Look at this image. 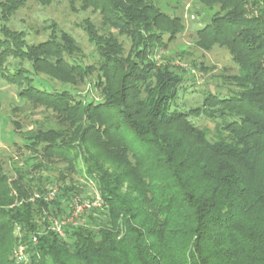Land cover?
Returning <instances> with one entry per match:
<instances>
[{
    "label": "trees",
    "instance_id": "16d2710c",
    "mask_svg": "<svg viewBox=\"0 0 264 264\" xmlns=\"http://www.w3.org/2000/svg\"><path fill=\"white\" fill-rule=\"evenodd\" d=\"M103 1L108 6L102 10L113 26L126 29L140 23L159 34L173 33L178 26L176 17L155 7L161 0ZM244 1L213 0L228 12L204 20L197 33L208 45L226 47L238 66L237 89L227 93L205 89L196 103H189L184 97L193 84L185 82L183 71L144 60L162 44L158 36L153 45L141 44L126 68L112 56L102 58L99 69L106 87L98 102L75 101L38 86L23 88L19 96L52 110L63 131L27 135L26 149L38 155L13 174L11 186L0 169V196L4 204L17 205L0 207V241L23 244L30 264H47L48 259L50 264H112L109 255L118 250L110 229L100 230L99 240L85 227L65 229V236L74 240L72 251L49 228L47 217L59 218L61 204L75 189L57 181L52 190L43 172L54 163L50 156L74 170L73 155L82 152L94 160L90 163L84 156L83 167L114 218L112 225L120 217L125 224L127 216L136 219L146 213L151 224L147 236L137 232L133 237L137 244L153 239L151 248L164 236L179 243L169 264H264V1L250 15ZM40 46L50 47L53 54L36 55V60L55 58L62 70L78 72L79 66L60 58L61 48ZM115 70L117 83L112 86L108 76ZM216 108L218 114L212 115L210 109ZM192 116L209 117L215 128L199 129L189 122ZM111 162L123 172L115 167L96 174L97 163L103 168ZM11 190L15 194L8 198ZM52 191L49 200L45 194ZM36 192L42 195L35 197ZM129 192L132 198H127ZM249 214L252 220L244 223ZM42 230L46 233L40 236ZM151 251H134V264H161Z\"/></svg>",
    "mask_w": 264,
    "mask_h": 264
},
{
    "label": "rangeland",
    "instance_id": "374dc122",
    "mask_svg": "<svg viewBox=\"0 0 264 264\" xmlns=\"http://www.w3.org/2000/svg\"><path fill=\"white\" fill-rule=\"evenodd\" d=\"M84 1L0 0V169L10 186L13 182V174L20 171L29 159L38 155L26 149L27 135L35 137L34 132L39 130L63 131L56 124L52 110L47 109L43 104H36L33 100L19 96L26 86L36 88L38 86L48 93L64 92L75 101L89 99L98 102L102 100L103 88L106 87L105 79L99 69L102 58L112 56L126 68L138 48H141V44L148 42L149 45H153L152 39L158 36L162 44L153 49L155 52L153 56L144 60L151 61L160 67H173L178 73L183 71L181 73H184L185 82L193 84L192 89L184 97L189 100V103H196L205 89H219L222 93H227L229 88L237 89L235 81L239 77V69L232 61L228 49L217 44L208 45L201 41L197 34L204 26V20L225 16L228 12V9L221 10L220 5L213 4V0L156 2L155 7L161 13L170 18L176 17L179 21L173 33L170 31L161 34L157 33L155 28L145 27L140 23H137V27L128 26L126 29L121 24L119 27L113 26L110 16L107 17L102 10L105 5L108 6L107 3L103 0ZM263 1L245 0L246 15L254 14L253 10L263 6ZM146 2L153 1L146 0ZM116 15L122 18L121 15ZM161 24L162 27H166L163 23ZM42 44H53L61 48L60 58L65 59L69 66L73 64L76 67L79 66L78 72L71 74L62 70L55 58H51L50 61L36 60V55L53 54L50 52V47L40 48ZM147 54L150 53L147 52ZM110 74L111 76L108 77L112 80V86H115L116 70ZM219 110V108L210 109L209 112L217 115ZM208 118L192 116L189 122L199 129L206 127L213 130L215 122ZM74 145L77 146V143L75 142ZM84 156L90 163L94 161L89 154L76 152L73 155L74 170H70L65 162L55 159L56 156H50L54 163L43 172L51 181L48 184L53 186L52 190L55 191V183L64 182L74 187L75 195H72L67 203L61 204L59 218L47 217L49 228L59 237H63L62 240L72 251L74 240L65 236V229L85 227L96 235L95 240L100 239V230L110 229L113 237L111 239L115 241V250H118V254L110 253L109 255L112 264H134V251L146 253L151 249V252L158 254L161 264L172 262L171 257L175 254L174 247H177L179 243L168 241V238L164 236L154 248H151L148 244L153 242V239L146 237L139 244L134 239L133 236L137 232H144V236H147L145 230L151 224L150 217H147L146 213L136 219L133 218V214L127 216L125 224L120 217L116 222L117 226L112 225L114 218L104 209L99 189L87 177V171L83 167ZM31 163L30 161L27 164ZM117 164L111 162L102 168L97 163L94 168L96 174H102L107 168L113 171L115 167L119 170L118 173H122L123 169ZM13 194L15 193L11 190L8 198H12ZM128 194L130 192L127 193V198L134 196V194ZM39 195L42 194L35 193V197ZM45 196L49 200L54 197L50 198L48 194ZM3 198L0 196L1 208L12 209L17 206L15 202L12 205L4 204ZM97 198L100 199V206L81 211V204L94 202ZM75 211L79 213L75 215ZM251 218V214L247 215L243 218L244 223H249ZM61 223L65 226L58 233L55 226L57 228ZM262 223L264 224V221ZM243 227L246 226L243 225ZM43 231L46 230L40 231V236L45 235L46 232ZM31 243H36L35 237ZM18 244L20 242L14 246L8 240L0 241V264H30L27 256L24 263L15 261L14 251ZM47 264H50L49 259Z\"/></svg>",
    "mask_w": 264,
    "mask_h": 264
},
{
    "label": "built area",
    "instance_id": "2783aa9c",
    "mask_svg": "<svg viewBox=\"0 0 264 264\" xmlns=\"http://www.w3.org/2000/svg\"><path fill=\"white\" fill-rule=\"evenodd\" d=\"M54 193H55L54 191H52L51 193H49L48 194L49 197L50 198L53 197L54 196ZM81 205H82L81 206L82 207L81 208V211H82L83 209L96 208V207H98V206L101 205V202H100V199L97 198V200L94 201V202H91V203L90 202H84V204H81ZM77 213H79V211H75V215ZM64 226H65V224L64 223H61V225L57 226V228L55 226V229H57V232L60 233ZM34 242H35V239H34ZM26 256H27V254H26V247L23 244H21V243L18 244L17 247H16V249H15V251H14V259H15V261L17 263H24L25 260H26Z\"/></svg>",
    "mask_w": 264,
    "mask_h": 264
}]
</instances>
